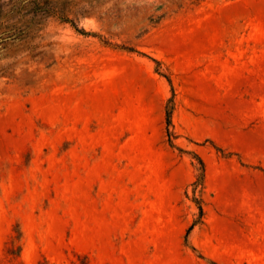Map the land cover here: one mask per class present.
Here are the masks:
<instances>
[{
	"label": "rangeland",
	"instance_id": "rangeland-1",
	"mask_svg": "<svg viewBox=\"0 0 264 264\" xmlns=\"http://www.w3.org/2000/svg\"><path fill=\"white\" fill-rule=\"evenodd\" d=\"M0 264H264V0H0Z\"/></svg>",
	"mask_w": 264,
	"mask_h": 264
},
{
	"label": "trees",
	"instance_id": "trees-1",
	"mask_svg": "<svg viewBox=\"0 0 264 264\" xmlns=\"http://www.w3.org/2000/svg\"><path fill=\"white\" fill-rule=\"evenodd\" d=\"M200 174L197 176L196 181L192 184L194 187L201 185L203 182V173H204V166L203 163L200 161ZM200 213H202V209L199 207Z\"/></svg>",
	"mask_w": 264,
	"mask_h": 264
}]
</instances>
